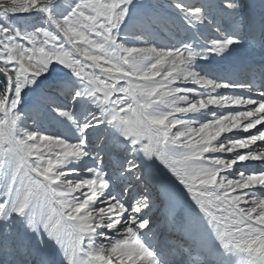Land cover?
Here are the masks:
<instances>
[{
	"label": "rangeland",
	"instance_id": "obj_1",
	"mask_svg": "<svg viewBox=\"0 0 264 264\" xmlns=\"http://www.w3.org/2000/svg\"><path fill=\"white\" fill-rule=\"evenodd\" d=\"M34 2L35 0H9V3L24 5L18 9L19 11H25ZM98 2L105 3L107 0ZM142 2L148 3L146 5ZM178 2L182 5L200 7L205 21L202 23L186 21L181 10L176 8V0H131L124 20L114 30L117 42L124 48L154 47L161 51H173L189 46L194 53L191 69L206 79L228 85L214 93L195 84L184 85L193 100L210 95L258 98L245 91V87L264 92V0H235L237 9L234 15L227 13L224 0H178ZM71 3H74V0H59L53 11L59 14ZM44 20L45 17L41 13L32 11L29 16L23 18L0 16V26L23 34L44 28ZM222 37H232L238 43L230 45L219 54L212 52L210 49L212 41H220ZM16 43L23 47H31L19 38ZM111 50L115 51L114 48ZM2 74L9 78V74ZM7 76L5 77L8 80ZM77 90L83 91L84 85L72 71L59 63L51 64L41 76L33 78L31 82L25 81L20 103L15 110V113L22 117L17 122L18 127L47 135L52 139H62L67 143L80 142L81 133L78 129L91 121L93 115L98 114V110L92 99L86 95L74 99L73 95ZM238 110L235 106L231 109L209 107L198 113H189L184 118L198 127L199 124ZM61 111H70L72 120L59 115ZM131 116L132 113L129 112V117ZM97 123L99 126L89 127L83 134L84 151L88 155L69 158L59 171L66 174V179L78 183L93 178L95 172L103 173L107 187L93 205L97 209L107 208L108 203L105 200L113 198L126 209H130L141 198L146 199L148 206L138 214V218L146 219L148 227L138 232V238L153 252L154 264H180L184 256L193 259L188 262L189 264L193 261L194 264H200L202 257L198 258L197 255H205L209 243L210 223L206 218L208 216L200 210L188 190L159 159L155 156L145 157L138 150V146H133L130 140L121 135L119 126L109 125L103 120ZM257 128L264 130V125H257ZM256 131L257 129H251L248 133L242 130L225 132L220 136V141L244 138L256 134ZM260 144L258 141L254 147ZM54 147L59 152V148L63 146L57 144ZM240 151L244 153L247 150ZM215 155L226 158L231 154ZM150 160L154 162L159 173L154 175L152 183L135 186L136 179L141 176ZM11 171L12 164L9 160L0 163V204L8 199L3 193L10 183ZM261 171H264V162L242 161L234 165L227 175L229 178H234L235 175L238 178V173L254 174ZM142 186L147 187L138 197L129 195L133 187L142 189ZM57 190L60 189L57 187ZM76 195L79 196L80 193ZM126 197L127 201L124 200ZM255 197L264 198V188L253 189L248 194V198ZM8 207L9 205H6L5 209L0 211V264H25L32 243L41 232H46L43 227L30 231L27 227L29 219L27 210L23 215L17 216L9 213ZM7 216L8 219L4 221ZM124 219L125 221L128 219L127 212ZM180 219L184 220L183 233L173 244L169 240L173 242L174 238L170 236ZM104 231L105 237H93L91 241L85 238L81 242L87 252L94 251L96 245L101 243L107 248L110 243L114 244L117 239H122L123 235H126L122 232H109L106 229ZM73 242L74 234L71 230L61 232L55 238H51V245L46 246L47 252L50 251L47 253L49 259L36 264H56L54 254L57 256L65 243L68 245V252L60 263L67 260L66 264H69L71 260V264H80L85 253L81 249V244L79 252L73 251ZM215 246L216 252L221 250L224 252L222 251L217 261L211 264L236 263L237 259L226 257L232 246L222 247L219 240ZM191 250L197 251V254L190 253ZM248 258L247 264H254L253 260ZM105 260H108V264H120L115 256L105 257Z\"/></svg>",
	"mask_w": 264,
	"mask_h": 264
},
{
	"label": "snow or ice",
	"instance_id": "obj_2",
	"mask_svg": "<svg viewBox=\"0 0 264 264\" xmlns=\"http://www.w3.org/2000/svg\"><path fill=\"white\" fill-rule=\"evenodd\" d=\"M130 3L131 0H107L105 3H99L98 0H79V2L74 0V3L68 4L66 9L59 14L53 11L57 0H49L46 5H31L25 11H19V8L16 7H0V16L35 11L41 13L45 17L44 21H47V24L44 22V28H39L38 33L34 31L22 34L0 26V69H3L0 73L9 74L4 90L0 91V101H3V109L0 110V114H2L0 115V121H3L2 126L5 131L9 129L11 125L10 117L15 113L20 103L25 81L31 82L33 78L41 76L53 63H59L70 69L79 82L84 85V90L75 91L73 98L86 95L92 99L98 110V114L93 115L91 121L84 123L78 129L81 133V140L75 144L67 143L62 139L40 142V134H37L36 139H26L23 131L14 132L10 137L6 135L3 139H0V163L7 159L12 164L10 183L3 193L8 199L5 203L0 204V211L4 210L6 205H9V213H14L17 216L23 215L27 210L30 220L43 224L44 231L50 238H55L65 230H71V233L74 234L72 250L76 252L80 251L81 242L88 238L82 234L83 230L79 223V215L76 211H73L72 207L65 205L66 194L61 190H57L54 185L49 186L46 181H42L40 176L32 169L38 167L41 173L47 174L45 173L47 165L44 162L39 165L36 164L37 156H42L44 161L51 159L57 165L55 171L61 172L59 170L69 158L88 155L84 151L85 137L83 134L89 127L99 126L97 121L103 120L109 125L115 124L123 128L125 118L129 117V112H131L128 105L132 104L133 108L137 107L136 104H133L132 97L120 91V89L145 84L146 82L131 74L125 77L110 71H103L111 67L110 62L106 61L110 59L109 53L115 54L111 50L114 48L113 38L116 37L114 30L124 20L127 14V6ZM224 6L228 14H235L237 9L235 0H224ZM176 8L181 10L186 21L202 23L206 19L198 6L182 5L176 0ZM54 22H59L58 31H54L51 27ZM45 31L50 32L56 39L52 40L51 36L44 37L43 32ZM17 38L31 45V47L21 45V49L27 48L28 51L17 50ZM46 39L48 43H44ZM32 41H35V43H32ZM234 43H238V41L232 37H222L220 41H212L210 49L212 52L219 54ZM142 54L162 57L163 59L171 57L181 60L185 57L194 56L192 49L187 45L173 51H154L153 48L146 47L143 48ZM127 55L133 54L120 52L122 58ZM86 69L91 71H86ZM125 71H129V69L125 67ZM5 93L7 94L6 100L4 99ZM59 115L72 120L70 111H61ZM260 130L257 128L256 132ZM126 134L131 142L133 139L131 129H128ZM251 135L253 134L249 136ZM260 142L261 144L255 147L257 151L264 148V141ZM140 143L143 144L142 141ZM57 144L63 146L59 148V152L54 147ZM132 145L137 146L135 143ZM143 151L146 157L151 158L155 155L165 167L181 180H183L182 171L193 167L195 163L184 158L182 150L172 145L170 140L162 139L159 143H152L143 147ZM261 174H264V171L243 175ZM79 184L82 187L76 202H83L87 198L84 193H87L92 196L91 207L97 203L107 187L104 174L101 172L93 173V178L79 182ZM185 187L199 205L200 210L210 218V223H219L225 219V205L215 201V193L211 189L202 188L189 182H185ZM89 188L92 189L91 192H89ZM257 188H264V185H255L251 189L245 188L243 190V193L246 194L245 198L253 189ZM84 189H87V191H83ZM233 195H240V193H234ZM228 199H231V197ZM252 199L264 198L255 197ZM140 200H143L144 205L148 206L146 199L141 198ZM140 200L130 209H126L119 202L125 209L122 215V223L125 221L126 212L128 213L127 221L140 223L141 219L138 218V214L144 209L140 204ZM116 201L115 199L105 200L108 207ZM244 224H247V230H244ZM233 227L241 230L239 234L233 231ZM233 227L217 233V238L222 247L231 246L234 241L245 238L253 240L264 233V229L258 225H252L251 221H244L243 224L234 225ZM133 229H135V224H133ZM118 244L119 246L110 252L108 258L115 256L120 264H144V249L141 247V243L138 242V238L133 239V236L130 235L126 242H118ZM69 261L71 264V260Z\"/></svg>",
	"mask_w": 264,
	"mask_h": 264
},
{
	"label": "clouds",
	"instance_id": "obj_3",
	"mask_svg": "<svg viewBox=\"0 0 264 264\" xmlns=\"http://www.w3.org/2000/svg\"><path fill=\"white\" fill-rule=\"evenodd\" d=\"M48 3L49 0H35L32 5H46ZM0 7L23 8L24 5L22 3L12 4L9 3V0H0ZM44 22L47 24V21ZM51 27L54 31H58L59 22H54ZM35 31L38 33L40 29L37 28ZM43 36L46 38L51 36L52 40L56 39L47 31L43 32ZM32 43H35V41H32ZM44 43H48V40L46 39ZM113 44L115 54L109 53L110 59L106 61L110 62L111 67L103 71H110L125 77L131 74L146 82L145 84L120 89V91L131 96L133 104L137 105L136 108H133L132 104L128 105L132 116L125 118V125L120 128L121 135L129 140L126 133L128 129H131L133 139L130 143L137 144L138 150L143 154V147L152 143H159L162 139L170 140L172 145L182 150L184 158L195 162L193 167L182 171L183 180L178 179L172 171L171 173L184 188H186L185 182H189L202 188L211 189L215 193V201L225 205V219L219 223H211V227L216 233L234 225L243 224L244 221H251L252 225H258L264 229V199L245 198L246 194L243 193L245 188L251 189L255 185H264V174L244 176L242 173H238V178H236V175L234 178H228L227 175L238 162H264V148L257 151L254 147L258 141H264V130L244 138L220 141V136L225 132L242 130L248 133L251 129H257V125L264 124V92L246 86L245 91L258 98L210 95L193 100L189 95V90L184 85L195 84L210 89L213 93L228 87V85L211 81L193 71L190 65L194 56L185 57L182 60L171 57L163 59L162 57L142 54L143 48L146 47L124 48L117 42L116 37L113 38ZM16 47L17 50H29L27 48L21 49L20 44H17ZM151 48L154 51L157 50L154 47ZM121 51L133 55L122 58L120 56ZM162 60L163 62H161ZM125 67L129 71H125ZM0 71H3V69H0ZM4 99H7L6 93ZM233 106L239 110L199 124L198 127L184 118L189 113H198L209 107L231 109ZM2 109L3 101H0V110ZM21 118L16 113L12 114L10 117L11 125L7 131L2 126L3 121H0V139H3L6 135L10 137L14 132L19 133L21 131H23L26 139H36V132L31 131L29 133L26 129L18 127L17 122ZM51 139L47 135L39 136L40 142ZM141 141L143 144L140 143ZM240 150L247 151L242 153ZM216 153L231 155L223 158L215 155ZM41 162L47 165L45 168L47 174L41 173L38 167L32 170L40 176L42 181H46L49 186L58 187L67 195L65 205L72 207L73 211L77 212L83 230L82 234L86 235L89 241L93 237H105V229L109 232L126 234L123 235L122 239H117L114 244L110 243L107 248L102 243L96 245L94 251L85 253L80 264H97V262L108 264L105 257L109 256L110 252L119 246L118 242H126L130 235L133 236V239H137L138 232L148 227L146 219L141 220L140 223H135V221L131 223L124 221L122 223V215L125 209L119 201L107 208L97 209L91 207L92 196L84 193L87 198L83 202L77 203L79 196L76 193H80L82 185L66 179L64 172L55 171L57 165L51 159L44 161V157L37 156L36 164L39 165ZM91 191L92 189L89 188V192ZM234 193H240V195H233ZM229 197L231 199H228ZM109 200H114V198ZM140 204L144 209L147 208L143 200H140ZM133 224H135V229H133ZM27 227L30 231H34L37 227H43L44 230L43 224L38 221L32 222L30 218ZM247 228V224H244V230H247ZM233 231L239 234L241 230L233 227ZM138 242L141 243V247L144 249V264H154L151 260L152 252L142 244L139 238ZM231 246L239 252L247 254L254 264H264V233L253 240L245 238L234 241ZM89 247L91 248V244Z\"/></svg>",
	"mask_w": 264,
	"mask_h": 264
},
{
	"label": "bare ground",
	"instance_id": "obj_4",
	"mask_svg": "<svg viewBox=\"0 0 264 264\" xmlns=\"http://www.w3.org/2000/svg\"><path fill=\"white\" fill-rule=\"evenodd\" d=\"M147 3L148 2H146V3L142 2V4H146V5H147ZM14 18H18V17H14ZM158 173H159V171H158L156 165L154 164L153 161L150 160V161H148L147 165L145 166L143 173L141 174L140 177H138L136 179V181L138 182L139 186L142 183H144V185L147 183H152L151 181H152L154 175H156ZM130 194L133 195L132 197H138V195L140 194V189L137 187L132 188L129 191V195ZM124 200L127 201V197ZM7 218H5L4 221H6ZM206 218H207V221H209L210 218H208V217H206ZM183 225H184L183 219H180L179 221H177L176 228L171 233V236H170V238L171 237L174 238L173 242L171 239L169 240L171 243L174 244V240L176 238L180 239V235H181V233H183ZM217 242H218L217 233L213 230V228L211 227V223H210V237H209V243L207 246V252L205 255H203V254H201V256L199 254L197 255L198 258L202 257L200 264H211L213 261H217V259L222 254V251L224 252V250L216 252L215 244ZM49 244L51 245V238L47 235V233L41 232L40 235L37 237V239L32 243V245L30 247V252H28L29 253L28 256L29 255L31 256L32 254H34L38 251H43V253H40V255H42V259H46V257L48 256L47 253L50 252V251L47 252V250H46V246ZM81 249L84 253H87L84 245H82V244H81ZM67 250H68V245H67V243H65L64 246L61 247L60 253L57 256H56V254H54V259H55L56 264H61L60 262L65 259V257L67 256V252H68ZM229 250H230V252L227 254L226 257H233V258L237 259L235 264H247L248 263L249 258L247 257V255L239 252V250L235 249L234 247H230ZM45 252H46V254H45ZM190 253H193L195 255V254H197V251L195 252V251L191 250ZM40 255H38L39 258H40ZM31 259H33V256L31 257ZM190 260H193V259H191V257L184 256L182 261L180 262V264H189L188 262ZM66 261L67 260H65V262H63L62 264H66ZM30 262H31V260H30ZM194 262L195 261H193L192 264H194ZM224 264H226V263L224 262Z\"/></svg>",
	"mask_w": 264,
	"mask_h": 264
},
{
	"label": "trees",
	"instance_id": "obj_5",
	"mask_svg": "<svg viewBox=\"0 0 264 264\" xmlns=\"http://www.w3.org/2000/svg\"><path fill=\"white\" fill-rule=\"evenodd\" d=\"M6 84H7L6 77L2 73H0V91L4 90Z\"/></svg>",
	"mask_w": 264,
	"mask_h": 264
},
{
	"label": "water",
	"instance_id": "obj_6",
	"mask_svg": "<svg viewBox=\"0 0 264 264\" xmlns=\"http://www.w3.org/2000/svg\"><path fill=\"white\" fill-rule=\"evenodd\" d=\"M57 1H59V0H57ZM31 13H32V12H27V13H17V14H9V16H11V17H18V18H23V17H27V16H29ZM5 76H7V75H5ZM7 78H8V76H7Z\"/></svg>",
	"mask_w": 264,
	"mask_h": 264
}]
</instances>
